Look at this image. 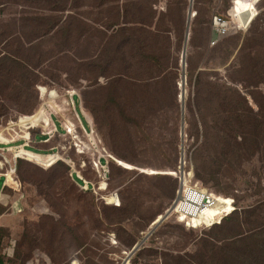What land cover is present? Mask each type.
Returning <instances> with one entry per match:
<instances>
[{"label": "rangeland", "instance_id": "rangeland-1", "mask_svg": "<svg viewBox=\"0 0 264 264\" xmlns=\"http://www.w3.org/2000/svg\"><path fill=\"white\" fill-rule=\"evenodd\" d=\"M247 5L234 14L236 0H0V129L43 107L51 124L18 125L14 137L60 157L50 167L17 160L18 185L0 204L1 264H264V230L248 216L264 220V0ZM245 85L251 112L237 116ZM183 171L233 199L234 212L210 228L180 223L171 209Z\"/></svg>", "mask_w": 264, "mask_h": 264}, {"label": "built area", "instance_id": "built-area-1", "mask_svg": "<svg viewBox=\"0 0 264 264\" xmlns=\"http://www.w3.org/2000/svg\"><path fill=\"white\" fill-rule=\"evenodd\" d=\"M213 28L216 32V34L221 36H226L229 33V23L228 21L221 17V16H215L213 18ZM214 45L215 42H212ZM56 95L55 97H51L50 93L47 91L44 93V95H48L53 100H57L60 98V95L56 90H54ZM42 93V92H41ZM68 94V92L66 93ZM72 98L73 95L69 94ZM68 102V101H67ZM17 120V119H16ZM69 124H73L70 121H67ZM66 122V123H67ZM7 127H3L0 129V203L3 198V192L5 189H14L18 184H13V179L15 180L16 170H17V160L20 159L18 156H16L15 144L23 141V144L18 147L21 149L27 150L29 148V143L27 139L22 138L21 140H17L16 137H14L16 130L13 129V127L16 129L18 128V125L20 127H23L24 129L32 128L31 124L22 125L21 118L19 120L18 124H13V122H7ZM74 125V124H73ZM65 128H67V133H69V128L67 125H64ZM55 128V125H54ZM56 132H58L57 129H55ZM75 131V129H74ZM76 132V131H75ZM30 151V149L28 150ZM109 176V172L104 169V180L105 183L107 178ZM193 173L192 172H185L182 173L181 178V188L177 191V199L171 209L173 210L174 217L180 222L183 223L186 227L189 229H202V228H210L216 224H219L224 217L229 216L231 213L235 210V202L233 199L226 198L224 201L231 200L230 203L232 210L229 213L223 212L224 209H221L220 211H217V207L219 205H224L221 203V196H217L207 189H204L203 187H199L196 184H193ZM12 181H11V180ZM17 183V182H16ZM87 184V187L89 189V184ZM216 209L215 214V220H212L211 218H208V213Z\"/></svg>", "mask_w": 264, "mask_h": 264}, {"label": "bare ground", "instance_id": "bare-ground-1", "mask_svg": "<svg viewBox=\"0 0 264 264\" xmlns=\"http://www.w3.org/2000/svg\"><path fill=\"white\" fill-rule=\"evenodd\" d=\"M247 4H248V0H236V6L234 7V9H235L234 14H236V13L237 14H241V13L244 14L245 11L250 10V6H248ZM248 18H250V14L247 15L245 20H247ZM39 90L42 92V97H43L44 93L46 92V89L45 88H40ZM55 95H56L55 91H51L50 96L51 97H55ZM48 104L50 106H52L53 108L55 107L56 110H57V106L55 105L56 103L53 104V101L49 100ZM21 123H22V125L31 124L32 127H36V126H39V125H42V124H43V127H48L51 124V120H50V117L47 115L45 109L42 107L34 115L21 116ZM66 125L69 128V133L68 134L69 135L75 134L74 129H72L75 126L73 124H69L68 122L66 123ZM75 138H77V137H75ZM16 156H18V158H23V160H25V161H29V162H32L34 164H38V165L44 166V167H50V166L54 165L58 160H60L59 155H41V154H36V153H34L32 151H28V150L21 149V148H19V152L16 154ZM112 159L114 161H116L121 167H123V168H125L127 170L133 168L132 165H130L129 163H127L125 161H122L120 159H115L114 157H112ZM150 173H152V172H150ZM13 184L14 185L17 184L14 179H13ZM105 189H106V184L105 183H101L100 190H105ZM220 199H221V203L224 204V205H219L216 208L217 211H220L221 209H224L223 212L229 213L232 210L231 205H230V203L232 201L231 200H227L225 202L224 199H226V197H220ZM109 201H113V200H111V198H110ZM216 209L211 211V212H209L207 214L208 218L212 217V220H215L214 216L216 214V212H215ZM158 220H160V217L158 218ZM74 264H76V263H74Z\"/></svg>", "mask_w": 264, "mask_h": 264}, {"label": "trees", "instance_id": "trees-1", "mask_svg": "<svg viewBox=\"0 0 264 264\" xmlns=\"http://www.w3.org/2000/svg\"><path fill=\"white\" fill-rule=\"evenodd\" d=\"M198 15V14H197ZM197 15H196V17H197ZM64 31H67L66 30V28H64ZM142 56V55H141ZM143 59H145V60H152V61H154V62H156L157 63V65L161 68L162 67V62H161V59H159L158 57H156V56H153V57H151V56H148L147 54H145V56H144V58ZM142 86H144V87H146L148 84H147V81L146 80H142V79H140V80H137ZM165 83H167V81L164 79V78H162V79H158V80H156L155 81V86L156 87H158V88H161ZM201 83L199 82V85H200ZM132 86H133V84H132ZM246 90H247V97L246 96H242V97H244V106H245V109L243 108V105L242 104H239L238 105V107L234 110V113L237 115V116H241V115H244V113H246V111L248 112V113H250L251 112V104H250V101L248 100V96H251V92H250V90H249V85H245V87H244ZM176 89V86L174 87V90ZM164 93H166V90L165 91H160V96H162ZM193 106H194V108H195V110H196V112H202V110L206 107L205 105H204V103H203V100L202 101H200L199 99H197V103L196 104H193ZM241 107H242V113H241ZM246 110V111H245ZM229 119V118H228ZM215 123H217L216 121L214 122V124ZM204 124H203V127H201V139H208V136H207V134H206V132L204 131ZM213 128V127H212ZM212 130V129H211ZM210 133H211V131H210ZM37 151V150H36ZM45 153H43L42 155H44ZM260 158H261V160L263 161V164H264V150L262 151V153H261V155H260ZM21 160V159H20ZM20 162H22V161H20ZM58 162H59V160H58ZM58 162H56V163H58ZM197 177L199 178V179H202L200 176H199V173H197ZM78 183H82V181L81 180H79L78 178L77 179H75ZM4 196L5 195H3V198H4ZM3 198H2V201H1V203L0 204H4L3 203ZM248 216L249 217H251V218H256L257 220H253V221H251L250 220V223L251 224H253L254 223V225L256 226V229H258L259 230V232L260 231H262V230H264V220H262V218L260 217V216H258V215H256L255 213H253V212H249L248 213ZM258 220H259V222H258ZM260 234L261 235H263L264 234V232H260ZM256 240L258 241V242H260L261 240H260V238H256ZM139 252V253H138ZM136 254L138 255V254H140V253H142L141 251H138ZM256 253H257V256H258V258H263V256H264V239H263V241L259 244H256ZM1 264V263H0Z\"/></svg>", "mask_w": 264, "mask_h": 264}, {"label": "water", "instance_id": "water-1", "mask_svg": "<svg viewBox=\"0 0 264 264\" xmlns=\"http://www.w3.org/2000/svg\"><path fill=\"white\" fill-rule=\"evenodd\" d=\"M193 15V12H192V9H190V13H189V17H188V29H187V32H186V38H185V45H184V48H183V53H182V64H184V62H185V54H186V45H187V39H188V37H189V24H190V22H191V18L193 17L192 16ZM182 82H185V73L183 72V75H182ZM183 96V95H182ZM184 113H185V110H184V103L182 104V125H181V134H182V136H184V128H185V121H184ZM167 217H168V215H166V216H162V217H160V220H157L156 221V224H155V222H154V228L147 234V236L143 239V241L142 242H140V243H137L135 246H134V249H133V251H132V255H134V254H136L139 250H140V248H141V246H142V244L147 240V238L153 233V231L156 229V227L160 224V223H162L163 221H165L166 219H167Z\"/></svg>", "mask_w": 264, "mask_h": 264}, {"label": "clouds", "instance_id": "clouds-1", "mask_svg": "<svg viewBox=\"0 0 264 264\" xmlns=\"http://www.w3.org/2000/svg\"><path fill=\"white\" fill-rule=\"evenodd\" d=\"M105 183V182H104ZM106 184V189H107V183H105ZM199 230V229H198Z\"/></svg>", "mask_w": 264, "mask_h": 264}]
</instances>
